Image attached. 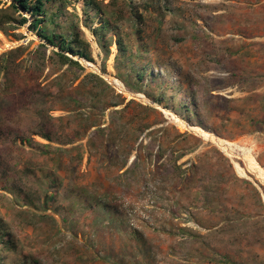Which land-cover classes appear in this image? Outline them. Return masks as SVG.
<instances>
[{
    "label": "rangeland",
    "instance_id": "374dc122",
    "mask_svg": "<svg viewBox=\"0 0 264 264\" xmlns=\"http://www.w3.org/2000/svg\"><path fill=\"white\" fill-rule=\"evenodd\" d=\"M237 1L45 0V31L77 26L96 71L0 0V264H264V45L226 35L264 6ZM197 190L211 216L175 205Z\"/></svg>",
    "mask_w": 264,
    "mask_h": 264
},
{
    "label": "trees",
    "instance_id": "16d2710c",
    "mask_svg": "<svg viewBox=\"0 0 264 264\" xmlns=\"http://www.w3.org/2000/svg\"><path fill=\"white\" fill-rule=\"evenodd\" d=\"M9 1L10 3L7 6V8L12 9L20 17L17 23L23 24L27 21V18L22 16V11L27 12L29 16L32 18V20L29 23V27H31L33 30L36 28L37 29L36 34L39 36V38L43 39L45 41V44L55 47L57 49L55 51L57 55L62 57L64 60L72 61L74 63L77 62L71 60V58H69V56H67L66 53L72 55H78L79 57H82L81 60L86 66H89L92 69L98 71V69L90 62L91 58L89 56V53L87 52V42L80 37V33L77 26L75 25L71 26V31L68 32L69 33L68 37H65L60 32L45 31V23L47 22L46 19L47 10L44 8L45 0H9ZM83 3L86 7H89L94 12H99L95 0H83ZM4 12H5L4 10H0V29L3 31L6 29V26L9 23H11V21L15 20V18H13L12 16H6L2 14ZM108 25L109 22L103 19L101 20L100 26L98 28L93 29V33L97 35V38L98 40H100L101 44L105 42L104 31L108 29L109 27ZM115 36H117V33H115ZM116 45H117V50H122V47L118 40H116ZM142 100L147 101L146 98L144 97ZM186 110L189 111V109L187 108ZM168 115L170 116L169 113ZM38 134L47 140L52 139V136L47 131ZM134 233H138V231L134 230ZM0 237L2 239V243L7 244L8 247H13L15 245L13 241V235L7 223L3 221L2 218H0Z\"/></svg>",
    "mask_w": 264,
    "mask_h": 264
},
{
    "label": "crops",
    "instance_id": "0c3cea01",
    "mask_svg": "<svg viewBox=\"0 0 264 264\" xmlns=\"http://www.w3.org/2000/svg\"><path fill=\"white\" fill-rule=\"evenodd\" d=\"M230 2H236L237 0H229ZM238 3H245V4H250L252 2L253 6H256L258 7L259 5H262L264 6V0H238L237 1ZM259 8V7H258ZM256 8V10L258 9ZM255 16L256 18V22L257 24L259 25L260 29L259 31H254V32H251V23H252V20H253V17ZM241 26L243 27L242 29L240 30H232V31H228V33H226V35L230 36L232 34H238L240 35V37L242 39H244L246 41V43H251L252 41H256L257 44H260V45H264V11H256L254 14H251V13H246L245 15V19L242 21L241 23ZM245 31H244V30ZM235 32V33H234ZM247 71V69H246ZM262 71L259 72V71H255V72H250V71H247L244 73V75L249 78L250 75H255L254 78H261L262 77ZM127 168V165L122 167V171L125 170ZM119 170V171H121ZM120 181V180H119ZM124 181V180H123ZM129 179H127L126 181H124V184L127 185V187H131L130 184L128 183ZM127 183V184H126ZM119 188V187H117ZM222 188V187H221ZM177 189V188H176ZM120 190V188H119ZM170 189H164L163 191V195H162V199H160L161 203H168L169 200L173 201L172 199V196L171 194L168 193ZM227 190V189H226ZM225 191V193L221 196L222 198V202H223V205L227 203L228 201V198H227V195L228 193ZM181 191H184V190H181ZM122 192V191H120ZM212 193H215V191H213ZM177 194V193H176ZM175 194V200L177 201L175 203V205L178 207V208H183V207H187L188 210L192 211L194 214L196 215H199V217H202L201 213L199 210L193 208L195 207L194 205L196 203H194V199H200L202 198L203 200H206V206L204 208L208 209V210H204L203 212H205L206 215L208 216H211L208 214L209 212V209H216L213 208L211 205H209V203L211 202V204H215V201L214 199L211 200L212 198H209V195L208 194H202V191L200 190H197L196 192L194 193H190L188 194L186 197H184V194L180 193V196L179 198L177 197V195ZM214 196V195H213ZM226 197V198H223V197ZM193 198V199H192ZM224 200V201H223ZM221 201V200H220ZM198 211V212H197ZM221 216V215H220ZM223 216V215H222ZM134 232V231H133Z\"/></svg>",
    "mask_w": 264,
    "mask_h": 264
},
{
    "label": "built area",
    "instance_id": "2783aa9c",
    "mask_svg": "<svg viewBox=\"0 0 264 264\" xmlns=\"http://www.w3.org/2000/svg\"><path fill=\"white\" fill-rule=\"evenodd\" d=\"M134 212H136L135 209L128 210V216L130 217L131 224H134V222H133L134 221V215H133ZM174 220L178 221V224L180 226H183V227L184 226H194L196 228H199V226L195 222L188 219V213H186V212H183V213L176 215V218ZM180 236L185 237V234L180 233Z\"/></svg>",
    "mask_w": 264,
    "mask_h": 264
}]
</instances>
